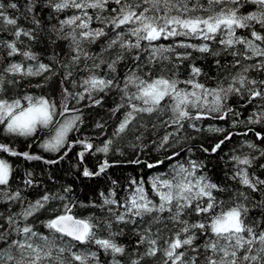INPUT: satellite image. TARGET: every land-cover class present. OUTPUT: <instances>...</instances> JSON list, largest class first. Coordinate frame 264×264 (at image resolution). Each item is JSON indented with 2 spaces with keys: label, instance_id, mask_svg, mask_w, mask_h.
Instances as JSON below:
<instances>
[{
  "label": "snow or ice",
  "instance_id": "1",
  "mask_svg": "<svg viewBox=\"0 0 264 264\" xmlns=\"http://www.w3.org/2000/svg\"><path fill=\"white\" fill-rule=\"evenodd\" d=\"M110 4L115 7L109 10ZM68 12L72 14L65 15ZM45 18L55 19L57 24L48 27ZM94 20L101 26L93 28ZM21 21L29 26L25 27ZM107 30L114 35L101 54L89 53L85 45L108 37ZM0 33L11 37L0 38V51L7 58H22L9 59L0 68V136L36 142L47 131L48 138L39 147L58 154L56 159H45L28 150H17L13 142H0V204L8 206L7 215L0 212V264H101V252L111 257V264H124L125 257L127 264H264V177L257 174L264 171V162H260L264 148L255 142L245 141L241 149L247 147L250 151L233 149L229 157L233 167L227 179L234 181L236 187L213 182L204 173L202 161L189 159L186 164L177 161L166 176H154L150 181L151 196L143 181L133 179L126 195L117 199V181L112 180L109 191L99 193V203H84L70 196L74 191L70 185L63 188L62 194L45 192L35 201H26L23 191L37 186L34 173L25 170L13 190L16 169L3 155L55 165L80 145L82 150L76 154L75 165L79 175L87 179L105 178L116 163L107 158L113 151L114 140L108 139L102 147H94L87 138L69 141V133L78 131L83 124L81 110L70 108L69 104L72 101L78 104L87 96L91 101L87 106L101 105L102 98H96V94L112 89L121 94L113 113L124 110L113 137L139 128L147 130L145 120H154L153 129H174L160 137L158 151L179 143L177 137L185 123L199 132L197 121L238 117L240 113L228 105L233 96L243 100L245 106L257 102L256 110L243 121L246 127L264 126V79L249 75L264 73V0H0ZM41 34L51 45L68 42L69 54L64 62L58 59L55 50L50 57L65 70L59 105L46 95L17 94L25 80L43 77L44 83L34 85L41 88L59 75L53 63L42 62L31 49ZM178 37L185 39L167 46L156 43ZM192 39L200 43H189ZM213 44L221 47L214 48ZM178 48L186 51L179 52ZM113 51L110 60L103 58L104 52ZM192 52L202 57L230 55L233 57L230 66L238 71L218 79L215 87H208L200 82L205 73L193 62ZM129 59L132 66L126 69L121 81L118 65ZM29 61L33 63H26ZM185 61H189L188 76L180 79ZM215 63L217 68L227 67L219 59ZM103 66L110 76L97 74ZM77 69L88 75L79 82L82 91L74 92L63 84L68 82L77 87V81L71 79ZM239 123L233 120V127ZM96 127L104 125L97 123ZM208 130L227 132L210 150L202 147L209 154L217 153L236 134L247 136L251 132L264 141V134L252 127L243 133L217 127ZM142 138V134L136 137ZM27 147L30 149L32 145ZM95 153H102L105 158L90 168L85 156ZM179 155L180 151H174L166 159L173 160ZM164 162L157 160L147 167L151 169ZM218 193L227 194L228 199L220 198ZM53 201L62 203L59 208L50 209L53 215L49 219L41 221L48 230L44 234L36 230L33 218L48 210ZM17 204L20 210L12 212L11 208ZM77 207L99 208L106 215L80 217L73 211ZM193 215L197 219L190 221ZM125 229L136 237L132 252L119 242ZM101 231L107 234L102 236Z\"/></svg>",
  "mask_w": 264,
  "mask_h": 264
},
{
  "label": "trees",
  "instance_id": "2",
  "mask_svg": "<svg viewBox=\"0 0 264 264\" xmlns=\"http://www.w3.org/2000/svg\"><path fill=\"white\" fill-rule=\"evenodd\" d=\"M115 7V5H109V10ZM246 10H251V8H247ZM91 11V10H90ZM71 12L65 13V15H71ZM45 17L47 16V11L43 14ZM61 19L64 18V15H61ZM21 23L28 27L29 25L21 21ZM45 25L50 27L53 24H57L55 19L44 20ZM98 23L93 22L92 27H99ZM109 32L108 37L100 38L96 43L91 45H85L86 50L92 54H101V51L107 40L114 35L111 30H107ZM0 38L3 39H11V37L7 33H0ZM185 38L178 37L175 39L164 40L161 39L157 41V44L162 45H171L179 40H183ZM189 43L199 44V40H188ZM27 43V42H26ZM67 41H57L56 45H51L46 41L44 34H41L40 39L31 44V49L33 52L37 53L40 60L44 63H53L50 60V57L53 53V50L59 53L58 59L61 62H64L68 57L69 49H68ZM214 48H219L221 46L213 44ZM177 51L183 52L185 49L178 48ZM187 51H192L188 49ZM105 60H110L114 56L113 52H104L102 54ZM0 58L3 59V63H0V68L5 66L9 59L21 60V57L7 58L6 54L0 51ZM143 59V56H142ZM219 59L220 64L227 66L217 68L215 61ZM192 60L196 63L197 66L201 67L205 75L200 77V82L206 84L208 87H215L216 81L218 79L223 80L225 76H228L229 73H235L238 71L237 68H231V62L233 57L230 55H226L224 53L219 57L213 56H201L200 53L192 52ZM26 63H33L31 61ZM88 64H91L92 61H87ZM245 63H252V61H245ZM84 62H81V68L83 67ZM188 64L189 61H185L180 69V79H185L188 76ZM132 66V61L129 59L125 63L118 65L117 74L120 80H123L126 69ZM53 67L59 73V75L54 76L44 87L37 88L34 87L37 83H44L43 77H35L30 78L29 80H25L22 82L18 93L23 95L25 92L31 93L33 95H46L54 100H56L59 105L61 100V77L64 75V69L61 68L58 64L53 63ZM98 75L105 76L111 75L107 72L106 66H103L101 70H98ZM47 75V74H46ZM88 75L85 71H80L79 69L74 71L71 79L77 81V87L73 88L70 83L65 82L63 87H68L70 91L79 92L82 89L79 87V82ZM250 76L256 79H264V73L251 72ZM184 85H181L183 87ZM120 92L117 89H112L107 93H99L96 94V98H102V104L98 106H87L91 103L88 100L87 96L80 103H76L72 101L69 104V107H76L81 110L83 116V124L79 126L78 131H72L69 133L68 139L69 141L83 140L87 138L90 142L94 144V147H102L105 141L108 139H113L114 144L112 145L113 151L108 153L107 158L110 162H116L115 166L108 170L107 176L105 178H95V179H87L83 178L79 175V171L76 168L77 164V153L82 150L80 145H76L72 149V151L68 154V156L60 161L59 164L55 165H46L41 161H24L23 159L16 157H8L6 154L4 158H7L9 162L16 169L14 173V181L12 184L13 190L17 187L20 179L23 177L25 170L31 171L34 173V179L36 180L37 186L29 188L23 191L22 195L26 198V201H35L39 199L45 192L48 193H63V188L65 186H71L73 188V192L70 196L76 197L79 201L84 203H88L89 201H95L96 203L100 202L99 193L105 192L107 193L112 187L111 181H117V185L115 186L117 189V199H122L126 195V189L130 186L131 180L143 181L144 187L148 191L149 195H152L151 192V178L159 173L167 172L169 167L174 163L179 161L180 163H187L189 159L202 161L205 165L204 173L213 181L221 186L227 185L228 187H236L235 182L227 179L228 176L231 175L233 164L229 160V157L232 155V150L236 149L238 152L242 151L243 153H247L250 150L247 148L241 149V145L243 144L242 139H247L253 141L260 147L264 148V142H260L257 140L256 136L249 132L247 136L244 135H233L230 141H227L215 154H209L202 151L203 148L211 147L217 143L220 139L223 138L225 133H216L211 132L208 129L210 127L224 128L227 129L228 132L233 133H243L247 131V127H252L256 131L264 134V126L262 125H249L245 126L243 121H245L253 111H255V103L252 105L245 106L244 101L239 97H230L228 100V105H230L233 109L240 113L238 117H233L229 115L226 120H218V119H203L201 121H197V125L201 128V131L197 132L194 129L188 127V124L185 123L184 129L179 133L177 140L179 143H175L172 147H168L167 150H157V144L160 141V137L165 134L166 131H174L173 128H165L161 127L158 129L152 128V123L154 120L146 119L145 122L148 124L147 130L143 128H139L138 131H131L124 134L122 137H113V132L116 129L118 123L122 119V114L124 112L121 109L120 112L113 113L112 109H114L120 103ZM68 116L72 115V113L66 114ZM167 118L166 116L164 117ZM61 120L63 117L60 118ZM233 120H239L241 123L237 124L233 127ZM103 124V128H97L96 124ZM207 127L208 129H205ZM142 134V139L137 140L136 137ZM183 137H187V139H182ZM48 138L47 131L42 132L40 137L36 139V142H33L32 139L25 138H14V140H10L6 137L0 136V142H13L14 146L19 151L28 150L31 153L42 155L45 159H56L58 154L52 152H46L39 147V143L42 142L43 139ZM155 142V143H154ZM31 144L32 147L29 149L27 146ZM183 149V150H181ZM189 149L191 151H189ZM174 151H180V155L173 160H167L166 157L171 155ZM104 154L95 153L86 154L85 163L88 167L94 168L96 163L102 159H104ZM139 159L141 163H129V161H134ZM157 160H164L163 164L158 165L154 168H148V163H155ZM260 162H264V158ZM258 175L264 177V171H258ZM222 199H228L227 194H217ZM60 201H53L49 206L48 210L42 211L37 214L36 217L33 218L35 221L36 230L47 234L48 230L44 228L41 221H46L50 218L53 213H51L50 209L52 207L59 208L61 206ZM20 210V205L17 204L11 208L12 212H18ZM74 213L80 217H87L89 215H95L97 217L103 218L106 215V212L100 210L99 208H81L77 207L73 209ZM0 212L7 215L8 206L5 204H0ZM166 215V214H165ZM255 215V213H253ZM190 221H194L197 219L195 215L189 217ZM32 222V221H30ZM115 228V225H114ZM100 235L104 236L107 233L101 231ZM136 237L132 235L129 229H125V235L119 237V242L126 245L129 252L133 251V245L135 243ZM84 246H78V248H82ZM92 250H96L95 246H91ZM101 264H111V257L105 255L103 252L100 253ZM124 264H127V257L122 258Z\"/></svg>",
  "mask_w": 264,
  "mask_h": 264
},
{
  "label": "rangeland",
  "instance_id": "3",
  "mask_svg": "<svg viewBox=\"0 0 264 264\" xmlns=\"http://www.w3.org/2000/svg\"><path fill=\"white\" fill-rule=\"evenodd\" d=\"M219 48H220V47H219ZM70 116H71V115H70ZM247 149H248V148H247ZM175 164H176V163H174L173 165H175ZM173 165H172V166H173ZM172 166L169 167V169H168L167 172L159 173V174H156V175H154V176H158V175H160V176H166V175L170 174V173H171V170H172ZM154 176H153V177H154ZM153 177H152V178H153ZM152 178H151V179H152Z\"/></svg>",
  "mask_w": 264,
  "mask_h": 264
},
{
  "label": "bare ground",
  "instance_id": "4",
  "mask_svg": "<svg viewBox=\"0 0 264 264\" xmlns=\"http://www.w3.org/2000/svg\"><path fill=\"white\" fill-rule=\"evenodd\" d=\"M205 129H208L207 127H204ZM8 139H10V138H8ZM242 141H243V143L245 142V141H251V142H254L253 141V139L251 138V140H247V139H242ZM244 148H247V147H244ZM263 148V147H262ZM7 159V158H6Z\"/></svg>",
  "mask_w": 264,
  "mask_h": 264
},
{
  "label": "flooded vegetation",
  "instance_id": "5",
  "mask_svg": "<svg viewBox=\"0 0 264 264\" xmlns=\"http://www.w3.org/2000/svg\"><path fill=\"white\" fill-rule=\"evenodd\" d=\"M258 140V139H257ZM258 141H260V142H264V141H261V140H258Z\"/></svg>",
  "mask_w": 264,
  "mask_h": 264
}]
</instances>
